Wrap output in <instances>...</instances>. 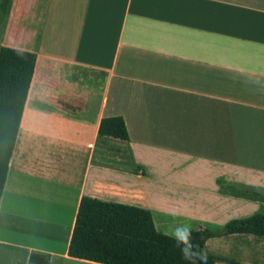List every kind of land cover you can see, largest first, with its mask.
Wrapping results in <instances>:
<instances>
[{
    "label": "crops",
    "instance_id": "crops-1",
    "mask_svg": "<svg viewBox=\"0 0 264 264\" xmlns=\"http://www.w3.org/2000/svg\"><path fill=\"white\" fill-rule=\"evenodd\" d=\"M37 54L0 199V264L68 254L83 196L157 229L264 213V0H0V48ZM123 116L129 139L101 135ZM208 252L264 264V237Z\"/></svg>",
    "mask_w": 264,
    "mask_h": 264
},
{
    "label": "trees",
    "instance_id": "trees-1",
    "mask_svg": "<svg viewBox=\"0 0 264 264\" xmlns=\"http://www.w3.org/2000/svg\"><path fill=\"white\" fill-rule=\"evenodd\" d=\"M37 54L33 51L2 46L0 48V199L9 172L19 127L35 71ZM99 133L129 139L123 116L104 117ZM194 239L207 253L208 264H241L235 258L206 250V240L221 234H254L264 237V213L227 222L223 229L192 230ZM68 254L99 264H188L171 235L159 231L149 209L119 202L83 196ZM32 264H49L50 255L32 252Z\"/></svg>",
    "mask_w": 264,
    "mask_h": 264
},
{
    "label": "clouds",
    "instance_id": "clouds-1",
    "mask_svg": "<svg viewBox=\"0 0 264 264\" xmlns=\"http://www.w3.org/2000/svg\"><path fill=\"white\" fill-rule=\"evenodd\" d=\"M171 239L179 249L181 258L188 264H208L207 253L200 248L198 242H193L195 238L190 225H177L171 233Z\"/></svg>",
    "mask_w": 264,
    "mask_h": 264
},
{
    "label": "water",
    "instance_id": "water-1",
    "mask_svg": "<svg viewBox=\"0 0 264 264\" xmlns=\"http://www.w3.org/2000/svg\"><path fill=\"white\" fill-rule=\"evenodd\" d=\"M206 238V234H205V232H202V233H200L199 235H197L196 237H195V239H205Z\"/></svg>",
    "mask_w": 264,
    "mask_h": 264
},
{
    "label": "rangeland",
    "instance_id": "rangeland-1",
    "mask_svg": "<svg viewBox=\"0 0 264 264\" xmlns=\"http://www.w3.org/2000/svg\"><path fill=\"white\" fill-rule=\"evenodd\" d=\"M264 193V192H263ZM171 235V234H170Z\"/></svg>",
    "mask_w": 264,
    "mask_h": 264
}]
</instances>
